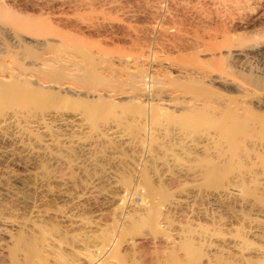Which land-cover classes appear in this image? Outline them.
I'll list each match as a JSON object with an SVG mask.
<instances>
[{
    "label": "rangeland",
    "instance_id": "obj_1",
    "mask_svg": "<svg viewBox=\"0 0 264 264\" xmlns=\"http://www.w3.org/2000/svg\"><path fill=\"white\" fill-rule=\"evenodd\" d=\"M0 11L11 20L0 18V264L16 258L29 264L28 247L39 245L45 232V247L58 245L65 232L99 233L115 218L146 211L154 200L178 222L172 233L190 219L195 228L222 231L219 239L209 234L205 264L215 263L218 253L226 264L264 263V167H258L257 155L264 154V140L261 151L241 152L247 167L255 165L253 174L245 167L235 171L245 172L243 184L201 186V180L185 178L192 164L178 163L172 155L211 153L218 138L211 141L202 127L188 130L176 118L150 124L149 109L156 101L145 100L130 85L137 70L148 69L181 81L201 76L206 87L213 82L211 87L223 93L222 81L235 87L232 94L242 90L254 95V102L264 100V92L256 89L264 87V0H0ZM89 58H95L91 65ZM201 60L216 70L200 66ZM108 62L113 64L106 70ZM174 90L168 91L171 99L167 94L158 102L164 101L160 107L179 114L184 105L175 109L177 101L201 103ZM132 106L148 110H135L137 115ZM256 168L258 183L250 177ZM239 230L253 244L236 237ZM143 240L136 238L147 250L155 246Z\"/></svg>",
    "mask_w": 264,
    "mask_h": 264
},
{
    "label": "bare ground",
    "instance_id": "obj_2",
    "mask_svg": "<svg viewBox=\"0 0 264 264\" xmlns=\"http://www.w3.org/2000/svg\"><path fill=\"white\" fill-rule=\"evenodd\" d=\"M2 8V7H1ZM0 13H3L0 11ZM1 15V14H0ZM2 18V15L1 17ZM8 18V17H7ZM13 18V17H12ZM11 18V19H12ZM23 18V17H22ZM4 19V15L3 18ZM10 19H8L7 21H9ZM14 20V19H13ZM2 21V20H1ZM5 21V19H4ZM3 21V23H4ZM5 21V22H7ZM11 21V20H10ZM22 21V20H21ZM17 22V21H16ZM23 22V21H22ZM1 23V24H3ZM37 24V23H36ZM4 25V24H3ZM12 25V24H11ZM10 25V26H11ZM7 26V24H6ZM13 26V25H12ZM15 26V25H14ZM1 27V26H0ZM5 27V26H4ZM31 27V26H30ZM34 27V26H33ZM32 27V28H33ZM3 28V27H2ZM10 28V27H9ZM12 28V27H11ZM35 28V27H34ZM43 28V27H42ZM45 28V27H44ZM49 28V27H48ZM47 29V27H46ZM51 29V28H50ZM4 30V28H3ZM28 30V29H27ZM30 30V29H29ZM32 31V30H31ZM38 31V30H37ZM42 32V30H41ZM47 32V31H46ZM51 32V31H50ZM5 33V31H4ZM32 33V32H31ZM37 34V33H35ZM19 35V34H18ZM46 35V33H45ZM49 35V34H47ZM51 35V34H50ZM10 36V35H9ZM76 39V38H75ZM78 39V38H77ZM80 39V38H79ZM2 40V39H1ZM80 41V40H79ZM1 43V42H0ZM70 43V42H69ZM67 44V42H66ZM74 44V43H73ZM2 45V44H1ZM68 45V44H67ZM83 45V44H82ZM79 47V46H78ZM77 47V48H78ZM95 48V47H94ZM101 48V47H100ZM77 50V49H76ZM75 50V51H76ZM79 50V49H78ZM77 50V52H79ZM98 50V49H97ZM101 50V49H100ZM118 50V49H117ZM124 50V49H123ZM85 51H88L85 50ZM85 51L83 50V52L85 53ZM94 51V50H93ZM102 51V50H101ZM75 52V53H77ZM82 52V50H81ZM91 52V51H90ZM90 52H86V54L90 53ZM106 52V51H105ZM101 53V52H100ZM114 53V52H113ZM120 53V51H119ZM2 54V53H1ZM109 54V53H108ZM112 54V53H111ZM122 54V53H120ZM78 55V54H77ZM93 55V54H92ZM92 55L89 57H92ZM125 55V54H124ZM129 55V54H128ZM135 55V54H134ZM141 55V54H140ZM149 55V54H148ZM147 55V56H148ZM237 56H240L239 54H236ZM251 55V54H250ZM82 56V55H81ZM85 56V55H83ZM94 56V55H93ZM112 56V55H111ZM116 56V54H115ZM119 56V55H118ZM157 56V55H156ZM244 59L248 58V55H243ZM252 56V55H251ZM87 57V56H86ZM85 57V58H86ZM129 57V56H128ZM136 57V56H135ZM185 56H183L184 58ZM254 57V56H253ZM88 58V57H87ZM85 60H88V59ZM96 58V57H95ZM93 58V60L95 59ZM98 58V57H97ZM153 58V57H152ZM159 58V57H158ZM170 58V57H169ZM250 58V57H249ZM248 58V59H249ZM105 59V58H104ZM109 59V58H108ZM175 61L177 62V58H174ZM180 59V58H179ZM84 60V59H82ZM92 60V58H91ZM89 58V62L91 61ZM92 60V62H93ZM101 60V59H100ZM158 60V59H157ZM164 60V59H162ZM173 60V59H172ZM171 60V61H172ZM236 61L237 58L235 59ZM254 60V59H253ZM102 61V60H101ZM109 61V60H108ZM149 61V60H148ZM174 61V62H175ZM185 61V60H184ZM194 61V60H193ZM199 61V59L197 60ZM222 61V60H221ZM250 61V60H249ZM88 62V63H89ZM191 62V61H190ZM201 62H203L201 60ZM199 62V63H201ZM244 62V61H243ZM242 62V64H243ZM3 63V62H1ZM97 63V62H96ZM100 63V62H99ZM106 63V62H105ZM110 62H108L109 64ZM167 63V62H166ZM181 63V62H180ZM184 63V62H183ZM188 63V62H187ZM193 63V62H192ZM196 63V62H195ZM193 63V64H195ZM197 63V64H199ZM206 62H203V64L201 63L200 66L203 65L204 68H208V64L209 62H207L206 65L207 67H205ZM214 63V62H213ZM238 63V62H237ZM247 63V62H246ZM249 63V62H248ZM61 64V63H59ZM106 65L107 68L104 67V69H108L110 68V66L113 64H109ZM189 64V63H188ZM221 64V63H220ZM245 64V63H244ZM250 64V63H249ZM79 65V64H78ZM91 65V62H90ZM93 65V64H92ZM97 65V64H96ZM102 65V64H101ZM192 65V64H191ZM248 65V64H247ZM57 66V65H56ZM94 66V65H93ZM130 66V65H129ZM190 66V65H189ZM193 66V65H192ZM222 66V65H221ZM238 66L242 67L246 66L242 65L241 63L240 65L238 64ZM249 66V65H248ZM1 67V66H0ZM103 67V66H102ZM183 67V66H182ZM199 67V66H197ZM212 67V68H211ZM251 67V66H249ZM95 68V67H92ZM190 68V67H189ZM203 68V69H204ZM216 68V67H215ZM213 66H209V70L211 71H215V69ZM230 68V67H229ZM254 68V67H253ZM60 69V68H59ZM114 68H112L113 70ZM125 69V68H124ZM196 69V68H195ZM221 69V67L219 68ZM252 69V67H251ZM61 70V69H60ZM94 70V69H92ZM91 70V74L92 71ZM103 70V69H102ZM117 70V69H115ZM122 70V69H121ZM137 70V69H136ZM225 70V69H224ZM247 70V69H246ZM86 71V70H85ZM124 71V70H123ZM169 71V70H168ZM222 71V70H220ZM228 71V70H227ZM248 71V70H247ZM90 72V70H89ZM126 72V71H124ZM133 72V71H132ZM170 72V71H169ZM96 73V72H95ZM114 73V72H113ZM127 73V72H126ZM200 73V72H199ZM225 73V72H224ZM227 73V72H226ZM234 72H232V68L229 69L228 75H233ZM91 74H89L91 76ZM121 74V73H120ZM124 74V73H122ZM129 74V73H128ZM132 74V73H131ZM136 74V73H135ZM157 74V73H156ZM155 73H151L148 69H139V71L137 70V75H134L132 78L130 77V75L128 77L131 78V82L130 85L133 84L134 87V91L135 89H137L139 92H141L140 96L145 97V100H155L156 103H152L153 107L149 105V108L152 107V109H149V111L151 112L150 115V119L152 120L150 124H154V125H159L160 122L162 121H166L170 123L171 120H174L176 118V123L177 120H179L180 122H178V124H181L182 126H184L185 128H194L196 130L201 129L202 127V134L204 132L205 135H212L211 136V141L212 139H217L216 141H214L216 143V145H213V147L215 146V149L213 148V152L211 153H207V152H203L202 154L196 153V154H192L190 153L191 151H189V153L186 151L184 152V155H181L180 151L177 153H174L172 156L173 158L176 160L178 159V163H180V161L183 162H187L190 163L192 165H190L189 170L187 172V175L185 178H188L192 181H198L201 180V182L199 181V184L202 186L203 184H205L204 182H206V184L209 183H214L213 185H221L220 182H223V184H226L225 182H227L228 184H231L233 181L234 183H237L238 181H242V184L244 183V178H245V172L243 174L240 173L241 170L245 167V169L247 168V172H249V170H251L250 172L253 174V168L255 167H247L246 162L243 160L244 155H241V152L247 151V149L254 147V148H259L258 150L261 151V147L260 145L263 144V140H264V100H261L262 98H260L259 100L257 98L258 94H261L260 92H264V87H261L259 85H256V89L257 92L260 91L257 95H256V99L254 100H258L257 102L253 101V96L250 98V94L249 92H243V94L235 95L232 94L237 90L235 89V87H233L232 84H227V83H222V81L219 82V85H221V91L226 92V94H224V92H220V90L218 88H212L214 85L211 83V86L206 87V85H204L205 83L203 82L202 79H191L190 77L185 81H181L180 79H175V77H171L166 75V73H162V75L159 77V74L156 75ZM95 75V74H94ZM92 75V76H94ZM112 75V74H111ZM127 75V74H126ZM227 75V76H228ZM96 78L98 77L97 73H96ZM132 76V75H131ZM173 76V75H172ZM225 76V75H224ZM223 76V77H224ZM113 77V76H112ZM119 77V76H118ZM177 77V76H176ZM179 77V76H178ZM188 77V76H187ZM70 78V77H69ZM102 78V76H101ZM100 78V79H101ZM114 78V77H113ZM129 78V79H130ZM180 78V77H179ZM186 78V77H184ZM204 78V77H203ZM218 78V77H217ZM216 78V79H217ZM95 79V78H94ZM99 79V77L97 78ZM95 79V80H97ZM104 79V78H103ZM115 79V78H114ZM128 79V78H127ZM73 80V79H72ZM117 80V79H115ZM119 80V79H118ZM232 80V78H231ZM235 80V79H233ZM104 81V80H103ZM109 81V80H108ZM110 81H113L110 80ZM225 81V80H224ZM91 82V81H90ZM89 82V83H90ZM102 82V80L100 81ZM114 82V81H113ZM122 82V80H121ZM226 82V81H225ZM93 83V81H92ZM95 83V82H94ZM98 83V82H97ZM104 83V82H103ZM102 83V84H103ZM115 83V82H114ZM127 84V82L125 81L124 84ZM132 83V84H131ZM218 83V81H215V84ZM247 83V82H246ZM249 83V82H248ZM247 83V84H248ZM252 84V82H250ZM249 83V84H250ZM96 84V83H95ZM106 84V83H105ZM129 84V83H128ZM246 84V85H247ZM250 84V85H251ZM245 85V86H246ZM254 85V84H253ZM101 86V85H100ZM114 86V85H113ZM119 86V85H118ZM208 86V85H207ZM248 86V85H247ZM255 86V85H254ZM259 86V87H258ZM123 87V86H122ZM249 87V86H248ZM253 87V86H252ZM101 88V87H100ZM103 88V86H102ZM124 88V87H123ZM175 89V90H179L181 91L180 93H185L186 96L188 95V93H190V95H192V99H194L195 101L199 102L201 101V103H198L199 105L197 106L196 103L190 102L194 105L193 106H189L185 101V99H183L182 101L179 100L176 101L178 102V105L174 106L175 109L176 107L180 105L181 106L184 105L181 112H179V114H175L173 113V111L168 110L167 108H162L160 107V105L162 103H158L161 100L165 99V95L167 96L168 91H171V89ZM177 88V89H176ZM212 88V89H211ZM245 88V87H244ZM255 88V87H254ZM108 89V88H106ZM118 89V87H117ZM155 89H157L155 91ZM214 89V90H213ZM217 91V89L219 90V93L215 91ZM120 90V89H119ZM174 90V91H175ZM115 91V90H114ZM134 91L132 93H134ZM138 91H136L135 93H139ZM173 91V90H172ZM239 91V89H238ZM245 91V90H244ZM120 92V91H119ZM256 91L254 92V94L257 93ZM228 93V94H227ZM231 93V95H230ZM251 93V92H250ZM253 94V93H252ZM133 95V94H132ZM138 95V94H137ZM169 96V94H168ZM139 97V96H138ZM141 98L142 101H145L144 98ZM170 97V96H169ZM176 97V96H175ZM182 97H185V95H183ZM191 97V96H190ZM140 98V97H139ZM177 98V97H176ZM179 98V97H178ZM186 98V97H185ZM188 98V96H187ZM252 101H250V99ZM255 98V97H254ZM168 99V98H167ZM171 99V97H170ZM182 99V98H181ZM134 100V99H133ZM166 100V99H165ZM174 100V101H175ZM139 101V100H138ZM150 101V102H152ZM168 101V100H167ZM166 101V102H167ZM171 101V100H170ZM187 101V100H186ZM192 101V100H191ZM133 102V101H132ZM141 102V101H140ZM148 102V101H147ZM176 102V103H177ZM131 103V102H130ZM129 103V104H130ZM136 103V102H135ZM134 103V104H135ZM139 103V102H138ZM137 103V104H138ZM146 103V102H145ZM189 103V102H188ZM143 104V103H142ZM148 104V103H147ZM131 105V104H130ZM129 105V106H130ZM165 105V104H164ZM162 105V106H164ZM170 105V104H169ZM175 105V104H174ZM128 106V105H127ZM128 106V108H130ZM138 106V105H137ZM124 107V105H123ZM141 107V106H140ZM145 107V106H143ZM110 108V107H109ZM125 108V107H124ZM123 108V110H124ZM127 108V107H126ZM136 108V109H134ZM132 109L137 112H144L148 109H146L145 111H142L141 108L137 110V107L135 106ZM139 108V107H138ZM145 109V108H144ZM121 110V109H120ZM128 110V109H126ZM179 110V109H178ZM112 111V110H111ZM130 111L131 108H130ZM135 111V112H136ZM125 112V111H124ZM127 112V111H126ZM136 112V114H137ZM176 112V111H174ZM148 113V111H147ZM133 114V113H132ZM146 114V113H145ZM144 114V115H145ZM135 114H133L134 116ZM138 115V114H137ZM143 115V113H142ZM148 115V116H149ZM136 116V115H135ZM132 122V121H131ZM163 122V123H164ZM166 122L164 124H166ZM173 122V121H171ZM147 123V122H146ZM161 123V125L163 124ZM175 123V122H173ZM140 124V123H139ZM144 124V123H143ZM133 126V125H132ZM153 125H151L152 127ZM171 126V125H170ZM176 126V125H175ZM187 126V127H186ZM150 127V126H149ZM166 127V125H165ZM181 127V126H180ZM136 128V127H135ZM169 128V127H167ZM182 128V127H181ZM192 130V129H191ZM141 131V130H140ZM195 131V130H194ZM188 132V131H187ZM196 132V131H195ZM198 132V131H197ZM196 132V133H197ZM155 133V132H154ZM184 133V132H183ZM190 133V132H189ZM151 135V134H150ZM169 135V134H168ZM190 135V134H189ZM204 135V136H205ZM198 136V135H197ZM201 136V135H200ZM199 136V137H200ZM203 136V137H204ZM189 137V136H188ZM202 137V136H201ZM254 137H256L259 140H255L253 139ZM152 138V137H151ZM171 138V137H170ZM210 138V137H208ZM191 139V138H190ZM189 139V140H190ZM159 140V139H158ZM210 140V139H209ZM155 142V141H154ZM167 142V141H166ZM184 142V141H183ZM191 142V141H190ZM153 143V142H152ZM175 143V142H174ZM193 143V142H192ZM225 144V145H224ZM151 145V144H150ZM189 145V144H188ZM163 146V145H162ZM226 146V148H225ZM262 146V145H261ZM263 147V146H262ZM210 148V147H209ZM208 148V149H209ZM253 148V149H254ZM173 149V148H172ZM171 149V150H172ZM206 149V148H205ZM226 149V150H225ZM263 149V148H262ZM164 150V149H163ZM251 150V149H250ZM257 150V151H258ZM167 151H170L169 149ZM183 151V150H182ZM258 151V152H259ZM264 151V150H263ZM252 152V150H251ZM249 152V153H251ZM153 153V152H152ZM167 153V152H166ZM205 153V154H204ZM171 154V153H170ZM262 154V153H261ZM260 152L258 155V157L260 158V163H259V168L262 169L264 167V154L261 155ZM158 157V156H157ZM164 157V156H163ZM245 157H248V155ZM257 157V158H258ZM161 158V157H159ZM165 158V157H164ZM256 158V159H257ZM248 159V158H247ZM156 160V159H155ZM248 161V160H247ZM169 163V162H168ZM182 163V162H181ZM155 164V163H154ZM183 164V163H182ZM186 164V163H184ZM255 164V163H254ZM172 165V164H171ZM189 166V164H188ZM253 166V165H252ZM257 166V165H256ZM262 166V168H261ZM184 167V166H183ZM257 167V168H258ZM170 168V167H169ZM174 168V167H173ZM256 168V174L251 175L250 177H253L254 180H258V175H259V171ZM264 169V168H263ZM237 171H240L239 173H236ZM244 171V170H243ZM246 171V170H245ZM262 172V171H261ZM264 172V171H263ZM182 173V172H181ZM231 173H236L234 174L235 176H233ZM250 173V174H251ZM142 174V173H141ZM232 175V176H231ZM249 175V173H248ZM257 175V176H256ZM148 176V175H147ZM260 176V175H259ZM142 177V176H141ZM237 177V178H236ZM257 177V178H255ZM234 178H236L234 180ZM252 178V179H253ZM148 179V178H147ZM222 181H221V180ZM203 180V181H202ZM254 182H257V181ZM237 181V182H236ZM253 181V180H252ZM179 182V181H178ZM142 183V182H140ZM138 183V184H140ZM216 183V184H215ZM241 183V182H240ZM252 183V182H251ZM258 183V182H257ZM143 184V183H142ZM179 184V183H178ZM247 184V183H246ZM200 185H197L200 187ZM234 185V184H233ZM140 186V185H139ZM147 186V185H146ZM145 186V187H146ZM231 186V185H230ZM143 187V186H142ZM187 187V186H186ZM198 187V188H199ZM144 188V187H143ZM218 188V186L216 187ZM248 188V187H247ZM149 189V187H148ZM168 189V188H167ZM208 189V188H206ZM210 189V188H209ZM221 189V188H220ZM224 189V188H223ZM227 189V187H226ZM141 190V189H140ZM139 190V192H140ZM151 190V189H150ZM162 190V189H161ZM165 190V189H164ZM249 190V188H248ZM155 191V190H154ZM168 191V190H167ZM166 191V193H168ZM199 191V190H198ZM153 192V191H152ZM129 193V192H128ZM146 193V192H145ZM149 193V192H148ZM205 193V192H204ZM147 194V193H146ZM162 194V193H161ZM144 195V194H143ZM150 195V194H149ZM147 195V196H149ZM168 195V194H167ZM166 195V196H167ZM170 195V194H169ZM146 196V197H147ZM151 196V195H150ZM165 196V195H164ZM162 196V201L166 200V198L164 199ZM172 196V195H171ZM170 196V197H171ZM146 197L144 196V198H142L143 202L144 201H148V199H146ZM155 197V196H154ZM153 197V198H154ZM151 198V197H150ZM174 198V197H173ZM172 198V199H173ZM129 199V198H128ZM146 199V200H145ZM156 199V198H155ZM164 199V200H163ZM170 199V198H169ZM152 200V199H151ZM154 200V199H153ZM157 200V199H156ZM180 200V199H179ZM146 201V202H147ZM159 201V200H158ZM144 202V203H146ZM150 202V201H149ZM148 202V204H150ZM152 202V201H151ZM154 203H152L151 205H147L148 207L146 208V211H140L138 212L137 210L135 211V213L133 214H129V215H125L124 220H119L117 218H115V220L108 225L107 227H103L102 230L99 233H94V234H88L84 231H80L77 233H62L61 238L56 239L57 243H59L58 245H48V247H45L43 245V241L47 240L46 234H48V232L43 233V237L41 238V240H39L38 244L32 243L33 247L30 246V248L28 247V252L31 254V257L33 260V262L31 263L30 261L29 264H205L203 259L204 256H206V243L208 241V237L212 234L215 237H218L217 239H219V237L223 236L222 235V231H220L219 229H213V233H211V227H204V225H200V228L198 229L197 227H193L191 225V219L190 222L187 223L185 222V224L183 226H179V229L176 230V234L174 235L171 230L170 227H172L174 225V223H178V222H174V219L170 218V216L168 215V213H164L162 211V208L160 209V207H162L159 204H156L155 200L153 201ZM158 203V202H157ZM200 204V203H199ZM164 205V204H163ZM145 206V205H144ZM146 207V206H145ZM208 209V208H207ZM173 215V214H172ZM174 216V215H173ZM223 217V216H221ZM121 218V217H120ZM123 218V216H122ZM86 220V219H83ZM86 223H90V220L87 219ZM193 223V222H192ZM199 223V222H198ZM181 224V223H179ZM200 224V223H199ZM215 224V223H214ZM213 224V225H214ZM182 225V224H181ZM174 228V226H173ZM224 228V227H223ZM56 229V228H55ZM58 229V228H57ZM56 229V230H57ZM172 229V228H171ZM48 230V229H47ZM52 230V229H51ZM60 230V229H59ZM175 230V229H174ZM217 230V231H216ZM219 230V231H218ZM239 234L236 235V237L238 236V238H240V240L243 241V243L245 242V244L247 245H251L253 243L248 242L246 240V238H244V235H242L243 233L239 230ZM53 235V231L50 232V235ZM242 233V234H241ZM210 234V235H209ZM49 235V236H50ZM211 235V236H212ZM48 236V237H49ZM178 237V239H175V237ZM210 236V237H211ZM51 237V236H50ZM138 237H143V241H145V243H151L154 244L155 246H153V250H147V248L142 247L138 244V242L136 241V238ZM54 239V237H53ZM233 239V238H232ZM49 240V239H48ZM54 240V241H56ZM47 242V241H46ZM157 242H160V244L156 245ZM209 242H210V238H209ZM19 243V242H18ZM212 243V242H211ZM242 243V242H241ZM36 244V245H35ZM150 244V245H151ZM210 244V243H209ZM208 244V245H209ZM213 244V243H212ZM215 244V243H214ZM244 244V245H245ZM16 245V244H15ZM20 245V244H19ZM25 245V244H24ZM46 245V246H47ZM142 245V244H141ZM27 246V244L25 245ZM253 246V245H252ZM207 247V246H206ZM209 247V246H208ZM249 247V246H248ZM19 248V247H18ZM27 248V247H26ZM25 248V250H27ZM210 248V247H209ZM221 249V248H220ZM260 249V248H259ZM27 252V253H28ZM222 254V252L220 253ZM209 255V254H208ZM214 255V254H213ZM216 255V254H215ZM230 255V254H229ZM36 259H33L35 258ZM236 257V255H235ZM234 257V258H235ZM214 258V256L212 257ZM244 259V258H243ZM253 259V258H252ZM27 260V259H26ZM215 263L212 264H226L224 263L225 261L222 259L221 255L215 257L214 259ZM236 261V260H234ZM258 263L259 264H264L263 260H259L258 259ZM27 262V261H26ZM212 262V261H211ZM227 262V260H226ZM237 262V261H236ZM235 262V263H236ZM244 262V261H243ZM247 262V261H246ZM249 264L251 263L250 261H248ZM257 262V261H256ZM254 262V263H256ZM210 263V262H209ZM232 263V262H230ZM256 263V264H258ZM13 264H23V261L18 262L17 258L16 261L14 260ZM228 264V262H227ZM234 264V262L232 263Z\"/></svg>",
    "mask_w": 264,
    "mask_h": 264
}]
</instances>
